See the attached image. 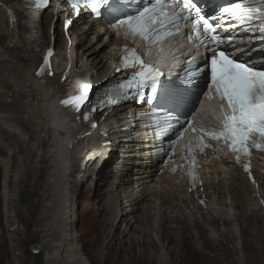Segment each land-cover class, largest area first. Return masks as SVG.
Instances as JSON below:
<instances>
[{
    "label": "bare ground",
    "instance_id": "obj_1",
    "mask_svg": "<svg viewBox=\"0 0 264 264\" xmlns=\"http://www.w3.org/2000/svg\"><path fill=\"white\" fill-rule=\"evenodd\" d=\"M4 1L11 5L15 0ZM3 19L0 9L1 212L12 264H105L111 258L113 264H219L217 256L229 259L231 252L226 244H234L236 238L231 231H227L226 234L222 233L225 239L218 241L214 239L215 230L218 228L222 232V222L226 227H234L239 219H245L241 228L245 248L264 258V216L257 203V191L251 189L241 176L228 179L230 172L217 174L215 178L218 177L219 181L208 193L214 209L208 210L198 208L196 201L186 196L173 181L161 185L159 181L154 182L153 167L148 165L149 155L134 158L138 152L134 150L132 133L140 131V123L133 116L129 119L128 107L115 110L113 118L121 132L118 133L110 123L107 126L109 138L101 146L110 150L115 146L119 134L128 139V150L121 161L127 173L119 174L124 169L106 172L105 167L114 160L115 152L110 150L107 159H102V155L97 160L82 159L77 162L75 174L78 176L70 177L66 167L69 160L62 158L68 152L58 140L64 139L61 137L64 134H58L59 131L65 130L66 135L70 133L65 122L71 119V115L61 111L56 103L57 94L62 89L59 85L64 63L62 59L68 57L69 65H76L74 70L84 72L78 76L97 83L109 77L110 44L107 38L92 29L82 32L76 24L72 29L76 40H72L69 47L71 41L63 38L56 22V48L60 57L57 56V59L61 61L57 65L58 60L53 58L45 73L37 76L49 48L47 42L50 39L47 40V36L52 15L48 12L45 14V24L38 40L33 41L30 37L24 39L23 47L17 51L6 43L3 36L1 38ZM90 35L97 40L96 44L93 40L89 41ZM79 124L81 127V120L75 123ZM100 149L97 146L89 151ZM74 155L72 153L70 157ZM82 162L87 163L86 168ZM90 180L91 183H88ZM86 184L90 185L86 191L88 198L94 196L98 205L88 226L91 228L90 236L97 242L94 247L105 243L103 263L87 252V242L78 240L79 234L74 233L78 216L71 215L68 206L69 202L73 203L71 208L76 206L82 187ZM260 192L264 200V182ZM242 193L248 194L249 201L252 199V215L248 214L247 207L244 210L247 200L242 203L243 199L238 198ZM86 195L84 198H87ZM229 196L231 204L223 202V198L229 199ZM231 208L242 214L228 213L227 210ZM248 210L251 211L250 208ZM72 212L75 214L74 208ZM233 218L236 220L231 221ZM256 227L261 229L255 232ZM193 229L198 230L199 242L202 241L213 256L198 253L197 243L192 237ZM30 236L36 240L32 241L33 246L38 245L39 249L31 248V253L35 249L38 255L31 254L29 257L30 253L24 251V241ZM40 249L45 255L43 260L38 251Z\"/></svg>",
    "mask_w": 264,
    "mask_h": 264
},
{
    "label": "snow or ice",
    "instance_id": "obj_2",
    "mask_svg": "<svg viewBox=\"0 0 264 264\" xmlns=\"http://www.w3.org/2000/svg\"><path fill=\"white\" fill-rule=\"evenodd\" d=\"M67 4L80 14L81 8L88 9L90 12L100 17L101 9H106L111 17L113 27L126 28L128 33L133 36H139L149 47L159 43L170 36H180L186 38L193 47L203 46L212 53L210 58V79L208 92L214 90L216 97L220 101V111L223 118L220 120L218 130L207 132L201 129L204 136H208L215 141H223L230 150L237 154V162L241 155L249 156L250 150L255 148L264 151V70H256L248 66L247 61L234 59L221 49L223 38L218 34L216 26L211 23L214 14L206 12L199 6V0H150L135 13L127 12L122 0H66ZM30 16L35 20L40 12L49 5V0H26ZM183 11L181 16L177 10ZM171 8V11L166 9ZM224 12H233L241 22L251 21L253 18L264 24V0H242V3L236 4L234 8H223ZM12 16V13H9ZM72 21L66 22V27ZM182 24H189L191 31L187 34L179 31H171L172 28H179ZM251 25L245 27V32L250 31ZM261 38H264V27L260 28ZM127 34V33H126ZM124 55L121 58L123 69L137 68L126 82L121 83L120 88L125 90L132 89L136 85V92L142 95L141 89L150 81V86L155 92L158 78L162 73L152 66L144 63V59L137 53L135 48L125 47ZM53 55L49 50L43 61V66L37 71L36 75L41 76L49 66V57ZM191 65L192 61H186ZM120 71L121 69H117ZM198 75V71L189 68L188 83L193 82V78ZM89 86L80 83L78 91L67 98L61 100V104L79 112L82 106L88 102ZM123 95V94H122ZM205 93L196 94L192 98V93L185 91H168L163 96V102L172 106L177 112L176 123H181L179 113L183 112L185 116H190L195 111L200 99ZM123 98H127L126 95ZM112 103L117 100L110 101ZM93 110H96L93 108ZM89 117L84 116L87 120ZM192 126V121H186V127L179 130L177 139L183 138L187 127ZM92 127H96L95 124ZM195 131V129H194ZM253 137H258L253 139ZM188 147L189 164L182 166L185 171L196 165L195 149L191 144ZM207 147L201 140L200 151ZM174 151V149H170ZM181 155H184L183 151ZM244 170L250 171L249 165L245 164ZM177 169H173L175 172ZM193 183L195 175L191 172Z\"/></svg>",
    "mask_w": 264,
    "mask_h": 264
},
{
    "label": "rangeland",
    "instance_id": "obj_3",
    "mask_svg": "<svg viewBox=\"0 0 264 264\" xmlns=\"http://www.w3.org/2000/svg\"><path fill=\"white\" fill-rule=\"evenodd\" d=\"M93 35H90L88 39H90L89 41L93 40V43L96 44L97 40L92 39ZM74 58L76 60V55ZM62 60H64V59H62ZM60 61L61 60H58V63ZM85 63H86V59H85ZM63 156H66V153H64ZM77 176L78 175L75 174L76 178H77ZM1 181H2V174H0V264H12L8 235L6 232V227H4L5 225H4V221H3V215L1 212L2 211ZM88 183H91V180ZM89 186H88V184H86L82 187V193L80 194V197H78L75 207L72 206V208H71V204H73L72 202H69L68 206H70L69 209L71 210V215H77L78 216L76 219V222L74 224V233L76 232L79 234L78 240H80V242L81 241L87 242L88 243V245L86 246L87 252L93 257L97 256L98 260L103 263L104 262L103 261L104 256L106 254V251L104 248L105 243H102L98 247H94V245L97 244V242H95L92 239V237H91L92 235L90 233L91 228H89V226H88L89 222L91 221L93 212H97L96 209L98 208V205L95 201V197L92 196L91 199H89L90 198L89 193H86ZM85 194H87L86 195L87 198H84ZM240 195L241 196H239L238 198L243 199L242 203H244V201L247 200V202L245 201V203H244V206H245L244 210H246V207H247V211L249 212L248 214L252 215L253 214L252 210L254 209V206L253 207L251 206V205H253L252 199L250 201L248 200V194L247 193H242ZM225 201L229 202L228 204H231L232 199L230 196H229V199L227 197H224L223 202H225ZM73 208L75 210V214H73V212H72ZM249 208H250V210L251 209L252 210L249 211L248 210ZM232 209L233 208L228 209L227 212L231 213L232 215H234V214L238 215L240 213L242 214L241 211H238L236 209L232 210ZM234 218H236V217H234ZM235 220L236 219L231 220V221H235ZM243 223H245V219H239L236 223H234V224H236V226L233 227V225H232L231 227H226V226H224L225 222H222L220 225L222 232L219 231L218 228H216V230L214 229L216 231L215 232V238H214V235H212L211 237L218 240V241H222L225 239L224 237H222V235L226 234L227 231H231L233 233L232 235L236 238V242L234 244H230V243H228V245L226 244V248L228 247L227 249L231 252V254L229 255L230 256L229 259L224 260L221 256H217L219 259V264H239V263L240 264H264V258H261L260 255H257L256 253L248 252L247 249L245 248V244L243 243V236H241L242 235L241 228L244 225ZM123 228H124V226L121 227V230ZM260 229H261L260 227H256L255 232L259 231ZM193 230L194 231L192 233V237H194V239L197 243L196 247H197L198 253H203L206 255V257L213 256V253H210L205 249V247L202 244V241L199 242L200 238H199L198 230L197 229H193ZM259 234L261 235V233H259ZM32 241H36L32 236L28 237L27 239L25 238V241H24V246H25L24 251L26 254H27V252L30 253L29 257L32 254L30 251L31 248H36V250L39 249L38 245L33 246ZM253 244L258 246V244L255 242ZM34 250L32 251L33 252L32 255H34V254L38 255ZM38 251H40V258H42V260H43L44 256H45V255H42L43 249H40ZM152 253H153V251H152ZM167 254H169L168 251H167ZM218 254H221V252L218 251ZM31 260H34V259L31 258ZM237 260H239V262H237ZM113 261L114 260L111 258L110 261H108L105 264H113Z\"/></svg>",
    "mask_w": 264,
    "mask_h": 264
}]
</instances>
